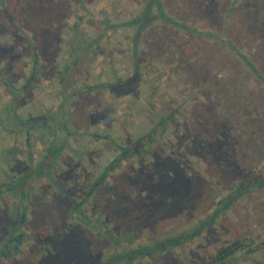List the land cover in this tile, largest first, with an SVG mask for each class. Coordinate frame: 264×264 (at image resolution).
Returning a JSON list of instances; mask_svg holds the SVG:
<instances>
[{
    "label": "rangeland",
    "instance_id": "1",
    "mask_svg": "<svg viewBox=\"0 0 264 264\" xmlns=\"http://www.w3.org/2000/svg\"><path fill=\"white\" fill-rule=\"evenodd\" d=\"M202 218L198 235L141 255ZM0 254L264 264V0H0Z\"/></svg>",
    "mask_w": 264,
    "mask_h": 264
},
{
    "label": "trees",
    "instance_id": "2",
    "mask_svg": "<svg viewBox=\"0 0 264 264\" xmlns=\"http://www.w3.org/2000/svg\"><path fill=\"white\" fill-rule=\"evenodd\" d=\"M148 7H146L145 8V10H144V15H143V17L139 20V23L141 24V25H143L145 22H146V18H145V16H146V14L149 12L148 10H149V8L151 7V4H148L147 5ZM72 32H73V30H71ZM82 35H80V36H77V39H74V44H73V49H74V52L76 53V55L77 56H79V55H81L82 56V54H84V55H87L88 53H87V51L86 50H84V49H82L83 47L82 46H78V44L80 43V42H83L84 43V40L82 39ZM86 43V42H85ZM82 47V48H81ZM232 48L236 51L237 49L235 48V46H233L232 45ZM238 53V52H237ZM239 54V53H238ZM33 55H34V58L36 57V52H34L33 53ZM239 55H242V54H239ZM35 61H36V58H35ZM4 82H3V84H4V86H6L7 87V89L10 91V94L12 95V97H11V100H10V102L8 103L9 104V106H8V108H16V103H17V101H18V99L16 98V96H17V90L18 89H15L13 86H11L9 83H8V81L4 78V80H3ZM29 83V82H28ZM29 85V84H28ZM171 114H172V112H170L168 115H166V118H163L162 117V119L160 118V120H159V122H162L163 123V120H169L170 118H171ZM60 118V117H59ZM44 120H46V117L45 118H43ZM42 121L43 120H40V119H38V117H36V118H34L33 120H20V119H16V121H15V124L17 123V127H19V129H20V131H18L17 132V130H14V129H11V130H9L10 132H16V133H28V131L30 130V129H33V128H41L42 126H44V123H42ZM35 122V124H33ZM62 126H63V124H59L58 123V126L55 128L58 132H60V130L62 129ZM45 128V127H44ZM56 133L57 132H55V135H56ZM146 138H147V136H146ZM145 138V139H146ZM53 144V143H52ZM62 144V142H60V145H57L56 147H58L57 148V151H60L61 150V145ZM53 150H50V151H48L47 152V154H46V159L44 160V162L43 163H39L38 164V166L36 167L37 168V171H33L34 173H33V175H35L36 173L35 172H40L42 169L41 168H48V166L50 165V162L52 161V159H53V155H52V153L53 154H55V152H52ZM118 159L119 158H122V155L121 156H119V157H117ZM113 167V164H110L109 166H108V169L107 170H109V171H111V168ZM35 168V169H36ZM38 172V173H39ZM32 170L30 171V172H28L27 173V175H26V177H30L32 174ZM253 183H254V181H250V184L251 185H253ZM249 185V184H248ZM248 185H246V187L248 186ZM245 187V188H246ZM24 189V188H23ZM23 194H25V190L24 191H22V192H20V191H18V192H16L15 193V195L17 196V197H19V204H17L18 205V208H21V212L20 213H22L23 211V206H24V204H23V199H24V197H23ZM220 209H217V210H215L214 212H213V214H211V218L212 219H214L215 217H217V215H218V211H219ZM206 222L207 223H209L210 222V220L209 219H206V218H202V219H200V223L193 229V231H189V232H187L186 234H178V235H171V236H168V237H163V238H160V239H158V240H155L154 242H152L150 245H147V243H145L146 245V247H144L143 248V250H145V252L144 253H142L141 252V255L142 256H151V255H153L154 253H158V252H161V251H164V250H167V249H169V248H171L172 246H174V245H178V243L180 244L181 243V241H187V240H189L190 238H192V236H195V235H198L203 229H204V227H205V225H206ZM111 233V235L112 236H108L107 235V233ZM106 233V235L110 238V239H112V240H114V243H116V239H114V236H113V234L115 235V236H117V239H118V245L120 244V241H122L123 239L120 237V236H118L114 231H112V230H108L107 232H105ZM6 243V242H5ZM133 243V242H132ZM117 244V243H116ZM117 245V246H118ZM127 245H129V244H127ZM117 246H115V247H117ZM125 246V245H124ZM121 249H123V248H121ZM125 250H123V253H122V255L124 256V259H122V260H127L129 257H133V255H136V252H138L137 250H133V251H130V250H127L126 248H124ZM228 250H230V248H224L223 250H220L219 252H218V254L217 255H226V254H228ZM2 251H5V250H2ZM139 254H140V252H139ZM1 255V254H0ZM121 255V256H122ZM141 255H140V257H141ZM120 256V257H121ZM219 257V256H218ZM115 261V257H107L105 260H103L100 264H111L112 262H114ZM120 263V262H119Z\"/></svg>",
    "mask_w": 264,
    "mask_h": 264
},
{
    "label": "crops",
    "instance_id": "3",
    "mask_svg": "<svg viewBox=\"0 0 264 264\" xmlns=\"http://www.w3.org/2000/svg\"><path fill=\"white\" fill-rule=\"evenodd\" d=\"M11 264H19V263H16V262H10Z\"/></svg>",
    "mask_w": 264,
    "mask_h": 264
}]
</instances>
